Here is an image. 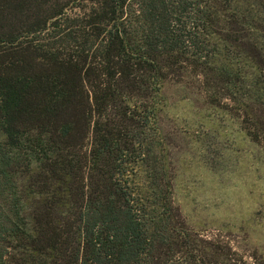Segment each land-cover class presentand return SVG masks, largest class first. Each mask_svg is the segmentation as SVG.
Instances as JSON below:
<instances>
[{
	"label": "trees",
	"instance_id": "obj_1",
	"mask_svg": "<svg viewBox=\"0 0 264 264\" xmlns=\"http://www.w3.org/2000/svg\"><path fill=\"white\" fill-rule=\"evenodd\" d=\"M188 79L264 142V0H0V264H264L174 201Z\"/></svg>",
	"mask_w": 264,
	"mask_h": 264
},
{
	"label": "rangeland",
	"instance_id": "obj_2",
	"mask_svg": "<svg viewBox=\"0 0 264 264\" xmlns=\"http://www.w3.org/2000/svg\"><path fill=\"white\" fill-rule=\"evenodd\" d=\"M163 95L173 197L188 225L264 256V142L189 79L167 82Z\"/></svg>",
	"mask_w": 264,
	"mask_h": 264
}]
</instances>
